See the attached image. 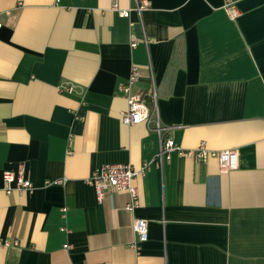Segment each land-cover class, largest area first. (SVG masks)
Here are the masks:
<instances>
[{"label":"crops","instance_id":"0c3cea01","mask_svg":"<svg viewBox=\"0 0 264 264\" xmlns=\"http://www.w3.org/2000/svg\"><path fill=\"white\" fill-rule=\"evenodd\" d=\"M0 23V264H264V0H0ZM132 68L182 153L134 178L131 213L86 179L159 150L122 122ZM200 145L238 169L197 161ZM19 170L32 190L6 193Z\"/></svg>","mask_w":264,"mask_h":264},{"label":"built area","instance_id":"2783aa9c","mask_svg":"<svg viewBox=\"0 0 264 264\" xmlns=\"http://www.w3.org/2000/svg\"><path fill=\"white\" fill-rule=\"evenodd\" d=\"M148 1H135V10L138 14L149 7ZM113 9L118 10L120 16L128 17L131 9L120 10L116 1H114ZM231 16L235 15V10L229 8ZM2 24L0 23V29ZM132 37L131 46L137 45L136 39ZM143 42L147 44V39L144 37ZM140 77V73L137 68H132L126 81L122 82L118 86V90L125 96L127 102V110L122 113V122L125 125H136L145 123L147 128L156 133L159 137V150L152 160L143 163L140 170H135L130 164H108L104 165L95 172L89 178L86 179V183L92 186L96 192L97 202L102 204L105 196L108 192L126 193L129 195V203L124 206V209L129 212H133L139 207L138 192L133 184V180L137 175H144L151 164L160 165L163 162L171 160L173 152L182 153L179 146H177L174 140L170 137L171 128L164 126L158 117L156 109L150 111L145 102V95L142 93L133 92V86L137 83ZM152 78V76H151ZM154 79V78H152ZM155 85L152 82L151 96L155 98ZM189 155L193 156L197 161H202L208 158H215L218 160L220 168L223 171L229 172L237 170L239 167V154L235 150H223V151H208L204 145H200L195 151L189 152ZM3 180L6 185V193H11L13 190L31 191L32 184L24 176L22 170L18 172H4ZM132 230L136 234L138 242H145L148 239V223L144 219H135L132 224ZM5 246L10 244L5 242ZM13 245H17L14 243ZM136 251L138 247L136 244L131 246Z\"/></svg>","mask_w":264,"mask_h":264}]
</instances>
